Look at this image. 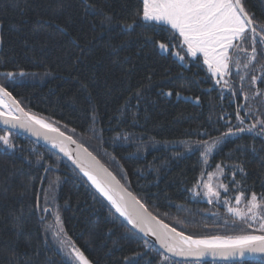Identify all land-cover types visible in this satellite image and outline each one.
Wrapping results in <instances>:
<instances>
[{
	"label": "trees",
	"instance_id": "1",
	"mask_svg": "<svg viewBox=\"0 0 264 264\" xmlns=\"http://www.w3.org/2000/svg\"><path fill=\"white\" fill-rule=\"evenodd\" d=\"M90 2L103 13L89 14L82 0H0V71L13 72L11 78L0 74V83L30 114L89 148L147 209L177 231L195 237L240 234L246 226L236 221L232 229L234 217L225 199L235 207L241 188L248 196L264 192V137L254 135L261 126L218 145L209 156L210 166L203 162V147L192 149L227 132L226 122L239 124L238 106L242 127L255 123V117L246 115L249 107L257 115L264 113V51L247 68L243 64L251 44L234 52L224 88L214 83L200 56L198 64L189 56L188 64L173 56L175 49L182 54L186 49L170 26L155 32L123 27L142 9V0ZM243 2L264 24V0ZM103 14L112 17L111 24L101 23ZM159 43L168 51L162 52ZM168 91L172 95L161 94ZM180 92L199 97V102ZM4 135L15 147L0 141V264H79L69 255L73 246L93 264H123L125 256L144 251L142 240L127 238L121 226L127 221L67 160L2 127ZM221 162L227 166L223 174L216 169ZM235 165L247 175L237 172L235 180L243 183L233 187L230 169ZM209 172L220 192L211 203L201 184L189 191ZM153 248L160 251L150 244L140 264L160 260ZM238 262L264 264L260 257Z\"/></svg>",
	"mask_w": 264,
	"mask_h": 264
},
{
	"label": "snow or ice",
	"instance_id": "2",
	"mask_svg": "<svg viewBox=\"0 0 264 264\" xmlns=\"http://www.w3.org/2000/svg\"><path fill=\"white\" fill-rule=\"evenodd\" d=\"M82 3L89 14H95L97 11L103 13V10L97 9L90 0H82ZM101 23L111 24L112 17L103 14ZM134 25L152 28L154 32L157 29L167 31L161 25L170 26L171 30L174 33H178L179 37L182 38V44L187 46V55L196 58L195 63L198 64L199 62L197 53L203 54V63L208 66V71L213 77H217V74H219V77L222 78L229 68V62L234 59V52L246 51L245 45L251 44V53L243 64L244 68H247L257 58L258 52L264 51V24L258 22L255 15L246 10L243 0H142V9L138 8L132 22L124 24L123 27L132 29ZM146 42H151V37H146ZM159 48L161 51H166L164 43H160ZM230 49L233 52H230ZM183 59L181 57V60ZM236 64L237 67L240 66L238 60ZM6 76L11 78L13 77V73L8 72ZM240 79L243 80L244 77L241 76ZM256 81L257 76L253 75L251 83L255 84ZM216 82L220 83V79L218 78ZM225 83L227 84L226 81ZM161 94L170 96L172 92H162ZM140 95L141 92L137 91L136 96L140 97ZM2 98L11 99V93L8 92L7 86L4 83H0V105L3 104ZM197 102H199V97H197ZM12 105H15V111L20 114L14 115L11 106L8 107L7 112L0 111V117L3 118L4 124H11L13 127L18 125L20 128L33 131L38 136L42 134L40 129H47V132L43 133L45 139H51L52 146L59 148L61 152L72 160L91 182L96 191L111 204V207L115 209L119 217H123L127 221V225H131L130 229L127 228V225H121L126 229L127 238L143 241L144 251L135 252L131 256H125L123 264H140L141 258L147 255L150 244H158L161 250L156 251L153 248L156 255L160 257V260L156 264H174L172 257H183L185 259L191 257L199 260V258L206 254L223 258L243 257L246 252L264 254V192L259 195L252 192L248 196L245 189L241 188L239 194L235 196V207L231 206L229 201L225 199L227 212L234 217L231 225L232 229L237 227L236 221H240L246 226L240 227V234L210 235L204 237L185 235L182 231H177L175 227H170L167 223L157 219L156 216L149 212L139 199L133 196L131 192L125 190L112 173L99 165V162L91 153L87 152V149H84V156L78 153L74 158L64 143L65 140L75 143L71 137H64V133L60 132L58 128L25 112L23 108L16 104L15 100H12ZM239 112L240 107L238 106L236 120L239 121V124L232 126L226 122L225 126L228 127L227 132L213 138L211 144L208 141H201L192 149L196 151L200 147H203L201 156L205 165L210 166L209 156L213 153V150L218 145L227 142L231 136H237L245 132L253 133L257 125H260V130L255 132L254 135L264 137V119L261 118L264 116V113L257 115L249 107L246 115L255 117V123L251 126L242 127L244 118L240 116ZM220 119H224V117L221 116ZM37 125L39 128L36 127ZM48 133H57L58 136L49 137ZM0 141L9 149L15 147L8 135L0 136ZM21 151L23 150L21 149ZM226 167L223 162L216 164V169H219L221 174H223ZM49 170V168H45V171ZM230 170L233 178L232 186L241 185L243 180L237 181L235 180V176L239 172L246 178L247 174L243 167L235 165ZM208 175L211 178L213 173L209 172ZM200 184H203V187L206 189L204 196L210 198L209 203L212 202L211 197L220 196V192L215 190L210 182L205 183L199 179L196 185L193 186V189H189V191H194ZM219 187L224 188L225 192L229 190L228 185L223 183ZM241 203H244V208L239 207ZM44 211L47 212L49 209L45 208ZM56 219L59 221V216ZM117 219L113 215V220ZM225 224L227 225L228 221H225ZM248 228H251L252 232H248ZM61 231H63L62 228ZM137 232L143 235L137 236ZM148 237H154L155 240L150 241ZM73 254L79 264H91L84 253L75 246H73L72 253L69 255ZM260 260L264 262V256H261ZM146 264H152V261L148 260ZM175 264H183V262L176 261ZM238 264H243V262H238Z\"/></svg>",
	"mask_w": 264,
	"mask_h": 264
},
{
	"label": "water",
	"instance_id": "3",
	"mask_svg": "<svg viewBox=\"0 0 264 264\" xmlns=\"http://www.w3.org/2000/svg\"><path fill=\"white\" fill-rule=\"evenodd\" d=\"M8 72H3V71H0V74L4 75ZM13 73V72H11ZM9 92V91H8ZM4 100L11 106L13 107L14 109V115H19L20 113L15 111V105H12V100H15L16 104H18L21 108L24 109L25 112H28L24 107H22L20 105V103L18 102V100L15 98V96H13L11 94V99L9 98H4ZM29 113V112H28ZM30 114V113H29ZM32 115V114H30ZM37 117V116H36ZM40 118V117H39ZM42 119V118H41ZM43 120V119H42ZM46 123H48L47 121H45ZM5 128V129H8L10 131H16L22 135H26L27 137H30L31 139H34L35 141L37 140L39 143H41L42 145H44L46 148L48 147L49 149L53 150L55 153L59 154L60 156H62V158H64V160H67L76 170L79 171L80 174L83 175V173L80 171V169L72 162V160H70L63 152H61L59 150V148H54L52 146V140L51 139H45L43 133H46L47 132V129H40L41 131V135H35L33 131H29L28 129L26 128H20L18 125L13 127L11 124H4L3 122V118L0 117V128ZM37 128H39V126L37 125L36 126ZM59 129V128H58ZM60 132H63L64 133V137H71L72 140L75 141V143H71V142H68L67 140L64 141L65 143V147L68 149L69 152H71L72 156L75 158L77 156V154L79 153L81 156H84L85 153H84V149H87V152L88 153H91L92 156L95 157V159L99 162V165L103 166V168H106L108 170V172L112 173L113 176L116 177V180L119 181V183L125 188L126 191L128 192H131L133 196H135L137 199H139L137 197V195L134 194V192L132 190H130L126 185H124V183L117 177V175L111 170L109 169V167L103 162L100 160V158H98L92 151L89 150V148H86V146H84V144H82L80 141H77L73 136H71L70 134H67L65 133L64 131H62L61 129H59ZM49 137H57L58 134L57 133H48ZM60 139H63V138H60ZM84 176V175H83ZM85 177V176H84ZM87 181H89L87 179V177H85ZM89 183L91 184V182L89 181ZM91 186H93L91 184ZM104 198V197H103ZM140 200V199H139ZM141 203H143L142 200H140ZM108 202V201H107ZM144 204V203H143ZM145 205V204H144ZM146 207V206H145ZM147 208V207H146ZM149 212H151L154 216H156L152 211H150L148 209ZM157 217V216H156ZM157 219H160L157 217ZM162 220V219H160ZM163 221V220H162ZM164 223H166L165 221H163ZM170 226V225H169ZM172 227V226H170ZM135 231V230H134ZM139 233V232H137ZM141 235H143L142 233H139ZM148 239L150 241H154L155 238L154 237H148ZM155 247H157L159 249V245L158 244H153ZM160 250V249H159ZM161 251V250H160ZM85 255V254H84ZM170 255V254H169ZM261 256H264V254H261V253H245L243 257H240V256H234V257H228V258H223V257H213L211 255H208L206 254L205 256L199 258V260H196V258H183V257H172V258H175L179 261H187V262H190V261H222V262H227V261H231V262H238V261H245V260H249L250 258H259ZM86 257V256H85ZM87 259H89L88 257H86ZM90 261V260H89ZM91 262V261H90ZM91 264H93L91 262Z\"/></svg>",
	"mask_w": 264,
	"mask_h": 264
},
{
	"label": "rangeland",
	"instance_id": "4",
	"mask_svg": "<svg viewBox=\"0 0 264 264\" xmlns=\"http://www.w3.org/2000/svg\"><path fill=\"white\" fill-rule=\"evenodd\" d=\"M178 34V33H177ZM179 35V34H178ZM181 38V37H180ZM181 42H182V38H181ZM234 43H235V41H234ZM160 44V43H159ZM165 44V43H164ZM183 45V44H182ZM159 46V45H158ZM184 46V48L186 49V54H182V53H180L179 52V50L178 49H175L174 50V52H173V56H175V57H177V58H179V60L183 63V64H188V60L186 59V56H188L187 55V46L186 45H183ZM165 48H166V52L168 51V46H166V44H165ZM231 50V49H230ZM163 52V51H162ZM197 56L199 57H201L202 58V61H203V54L202 53H197ZM181 57H183L184 59L183 60H181ZM189 58H191V59H196V58H194V57H191V56H189ZM204 64V63H203ZM204 66H206V68H207V70H208V66L206 65V64H204ZM230 67H231V65H230V62H229V68H228V70H227V72H226V74L222 77V78H220L219 77V74H217V77H213L212 76V74H211V77H213V80H214V83L216 84V85H224V84H226L225 83V81L228 83L229 82V71H230ZM220 79V83H217L216 81H217V79ZM179 96H182V97H184V98H190V99H194L195 101H197V99L196 98H192L189 94H187V95H185V94H183L182 92H180L179 93ZM0 111H3V109L2 108H0ZM215 180V175H214V172H213V175H212V177L210 178L209 176L205 179V180H203V182H205V183H208V182H210L211 184H212V186L214 185H216L213 181ZM214 186H213V188H214ZM201 189L203 188V190L204 191H206V189L203 187V184H201Z\"/></svg>",
	"mask_w": 264,
	"mask_h": 264
},
{
	"label": "bare ground",
	"instance_id": "5",
	"mask_svg": "<svg viewBox=\"0 0 264 264\" xmlns=\"http://www.w3.org/2000/svg\"><path fill=\"white\" fill-rule=\"evenodd\" d=\"M2 99H3V104L0 105V108L3 109V112H7L8 107H9L10 105L4 100V98H2ZM12 108H13V107H12ZM13 114H14V109H13ZM37 118H39V117H37ZM39 119H41V118H39Z\"/></svg>",
	"mask_w": 264,
	"mask_h": 264
},
{
	"label": "flooded vegetation",
	"instance_id": "6",
	"mask_svg": "<svg viewBox=\"0 0 264 264\" xmlns=\"http://www.w3.org/2000/svg\"><path fill=\"white\" fill-rule=\"evenodd\" d=\"M224 88H226V87H224ZM242 109H244V108H242Z\"/></svg>",
	"mask_w": 264,
	"mask_h": 264
}]
</instances>
